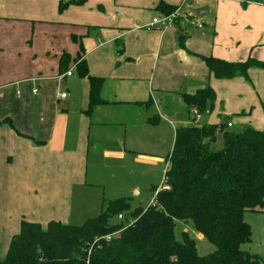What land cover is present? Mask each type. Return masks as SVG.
I'll return each mask as SVG.
<instances>
[{
  "label": "crops",
  "instance_id": "0c3cea01",
  "mask_svg": "<svg viewBox=\"0 0 264 264\" xmlns=\"http://www.w3.org/2000/svg\"><path fill=\"white\" fill-rule=\"evenodd\" d=\"M1 1L0 18L55 24L62 29V44L55 53L59 56L57 77L37 70L28 74L18 70L13 77L0 81V261L21 219L42 226L50 220L64 222L72 205L73 187L83 184L85 164L95 147L88 139L92 126L135 128L150 116L159 117L155 100L168 95L179 100L189 116L180 94H193L209 85L206 81L194 82L199 77L195 75L197 68L212 77L198 56L227 62H244L248 58L264 62V0H133L119 6L121 18H105V10L99 9L101 0L95 1V11L71 5L62 13H58L60 0ZM161 4L178 10L172 27L148 29L138 22L148 15L168 14ZM185 4L194 13H186ZM195 17L208 25L201 23L202 28H197L190 21ZM87 27L95 29L89 31ZM205 28L209 34L198 43L192 38L194 31ZM181 38L183 48L179 46ZM81 61L90 76L104 80L100 98L105 104L95 108L91 122L82 114L88 106V81L75 70ZM72 68V75L65 76ZM186 80L187 90L165 91L184 86ZM171 83L176 87H169ZM76 89L86 92V107L85 95L79 107L70 96ZM60 94L65 97L58 99ZM149 99L147 108L137 107ZM215 107L222 109L217 94L213 110ZM135 110L143 116L139 123L134 119L123 125L114 117L119 112L128 115ZM219 122L225 123L220 112L215 121L205 124ZM216 145H220L218 137Z\"/></svg>",
  "mask_w": 264,
  "mask_h": 264
},
{
  "label": "trees",
  "instance_id": "16d2710c",
  "mask_svg": "<svg viewBox=\"0 0 264 264\" xmlns=\"http://www.w3.org/2000/svg\"><path fill=\"white\" fill-rule=\"evenodd\" d=\"M85 2L60 0L58 13ZM159 6L165 13L177 10ZM183 42L181 38V48ZM198 58L217 80L248 79L251 68L264 70V62L252 58L244 62ZM75 70L88 81V106L82 114L91 122L95 108L105 104L100 98L104 80L90 76L84 61ZM180 97L191 124L175 129L163 186L151 189L150 204L133 209L127 198L103 202L100 214L81 226L53 220L42 226L21 219L0 264H264V258L243 249L252 235L245 214L264 213V130L245 127L235 132L224 122H196L199 115L213 110L216 101L208 84ZM150 103L149 99L137 107ZM158 120L153 115L144 124L154 126ZM188 220L213 245L212 253L197 255L186 236L182 242L175 240V221Z\"/></svg>",
  "mask_w": 264,
  "mask_h": 264
},
{
  "label": "rangeland",
  "instance_id": "374dc122",
  "mask_svg": "<svg viewBox=\"0 0 264 264\" xmlns=\"http://www.w3.org/2000/svg\"><path fill=\"white\" fill-rule=\"evenodd\" d=\"M95 1L86 0L81 6L82 9L95 11L97 8ZM101 1L99 9L105 10L102 14H106L105 18H111V15L121 18L119 6L129 5L128 3L133 0ZM191 1V3L197 2V0ZM183 7H186V13H194L187 8L186 4ZM100 10L99 13H102ZM127 12H131V9ZM152 15L138 22L148 29H156L148 27L153 18ZM197 19L200 20V18ZM199 22L208 25L205 20ZM61 33L62 29L55 24L10 21L0 18V81L13 77L18 70L23 74L37 70L57 77L59 56L55 53L62 44ZM208 34V28L202 32L195 30L192 38L202 43ZM207 44L210 45V38L207 39ZM261 57L264 55L262 54ZM197 70L195 75L199 77L194 78V82H208L215 90L222 109L215 107L210 114L202 113L196 122L215 121L217 113L220 112L225 123L231 124L232 127H229V130L237 132L245 127L257 131L264 130L263 70L251 68L248 79L228 81L208 78L204 71H200V68ZM188 71L192 72V68ZM173 77H177V72H173ZM189 80L185 81L184 86L167 88L165 91L174 93L187 90ZM169 87L176 86L171 83ZM84 95L86 101L84 107H86V92L76 89L70 94L76 100L78 107L84 103V100L81 102ZM155 107L159 114V122L156 126L142 124L136 125L135 128H124L94 125L88 130V139L95 147L90 150L88 162L85 164L83 184L80 187H73L72 205L62 224L81 226L85 220L96 218L100 214L103 202L115 199H131L130 204L133 209L146 207L152 202L151 189H160L163 186L166 157L172 147L174 128L191 123L190 117L183 110L182 103L174 97L168 95L161 99L156 98ZM241 112L246 115H240ZM114 117L123 125L132 123L134 119H137L136 123H139L143 119L137 110L128 115L119 112ZM244 221L250 226L252 235L250 245H244L243 249L264 258V213H246ZM185 236L194 242L195 251L199 256H206L214 250L213 245L196 233L192 221H175V240L182 242Z\"/></svg>",
  "mask_w": 264,
  "mask_h": 264
},
{
  "label": "built area",
  "instance_id": "2783aa9c",
  "mask_svg": "<svg viewBox=\"0 0 264 264\" xmlns=\"http://www.w3.org/2000/svg\"><path fill=\"white\" fill-rule=\"evenodd\" d=\"M189 0H183V3L187 2ZM178 10H174L173 12H170L168 14L164 15H159L156 17H153L151 19V22L149 24V28H159V29H165L169 27L170 25L174 24L175 20L178 18ZM191 23H193L197 28H202V24L196 19V18H191ZM73 69H70L67 71L64 75L67 77H70L72 75ZM36 92V90L34 91ZM65 97V94H60L58 99H62ZM227 127H231V124L228 123ZM122 217L117 216V219L120 220Z\"/></svg>",
  "mask_w": 264,
  "mask_h": 264
}]
</instances>
